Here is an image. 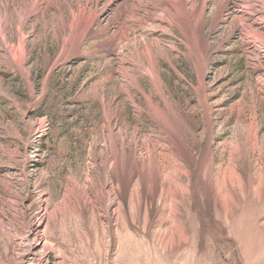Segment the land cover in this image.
<instances>
[{"label":"rangeland","instance_id":"1","mask_svg":"<svg viewBox=\"0 0 264 264\" xmlns=\"http://www.w3.org/2000/svg\"><path fill=\"white\" fill-rule=\"evenodd\" d=\"M46 1L24 19L21 66L0 39V264H264V47L248 0H206L192 38L151 10L127 40L122 0H99L83 36L71 14L94 4Z\"/></svg>","mask_w":264,"mask_h":264},{"label":"bare ground","instance_id":"2","mask_svg":"<svg viewBox=\"0 0 264 264\" xmlns=\"http://www.w3.org/2000/svg\"><path fill=\"white\" fill-rule=\"evenodd\" d=\"M89 3L94 4V9H97L99 5V0H87ZM120 0H117L119 2ZM262 4V9H256L252 0L246 2L247 10L250 12V16H253V19L247 20V25L245 29L248 35L252 38L253 42L260 46L264 47V0H257ZM46 0H0V39L3 42L5 51L9 52L15 60L18 62V66L23 64V40L25 35H23L22 27L26 21L24 19L29 16V14L37 15L40 11H45ZM258 2V3H259ZM112 3V0L107 2ZM47 4V3H46ZM189 4V8H188ZM206 0H122L121 4L118 6L116 14L120 19L121 16L125 17V23L119 27V37L120 39H128L129 31L133 32L130 28L128 22H139L140 24L147 23L149 17V11L151 10H161L164 14V17H161V21L169 27L177 26L182 28V31L186 37H194L200 34L201 23L204 20V10H205ZM47 7V6H46ZM13 8V9H10ZM42 9V10H41ZM106 6L98 8L96 11L92 7L88 6V3L79 5L77 11L72 12V22L71 29L75 30L79 26L80 34L83 36L89 30V28L95 23V16L100 13H104ZM257 13V19L254 17ZM14 13H18L19 22L15 26L13 25L12 18ZM45 13V12H44ZM259 14V15H258ZM256 19V20H254ZM262 26L258 27L259 23ZM15 28L18 40L13 42L10 39V30ZM72 30V31H73ZM135 36V33H132ZM74 35V34H72ZM142 36L136 35L137 38ZM12 43H11V42ZM150 51V47H146L145 50ZM150 58L147 59L149 62V68H151L152 62ZM153 80L156 78L152 75ZM137 83V82H136ZM122 158L120 163L121 168L127 169L126 164L129 161L130 156L126 157L122 149L119 151ZM151 157V153L149 154ZM31 232L33 234V239L35 246H41L42 248L48 247V239L44 232L41 229V224H36L31 227Z\"/></svg>","mask_w":264,"mask_h":264}]
</instances>
